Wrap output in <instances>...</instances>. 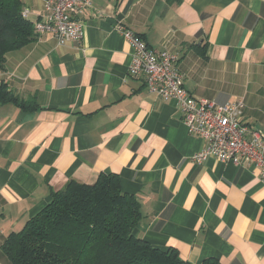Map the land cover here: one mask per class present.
Returning a JSON list of instances; mask_svg holds the SVG:
<instances>
[{
    "label": "crops",
    "instance_id": "0c3cea01",
    "mask_svg": "<svg viewBox=\"0 0 264 264\" xmlns=\"http://www.w3.org/2000/svg\"><path fill=\"white\" fill-rule=\"evenodd\" d=\"M39 19L44 0H23ZM81 40L39 33L6 54L0 81L35 107L0 102V264L8 235L74 179L121 177L138 197L135 234L195 264H264V180L254 166L198 161L173 99L128 72L133 48L118 26L178 56L198 98H242L243 122L264 135V0H94Z\"/></svg>",
    "mask_w": 264,
    "mask_h": 264
},
{
    "label": "trees",
    "instance_id": "16d2710c",
    "mask_svg": "<svg viewBox=\"0 0 264 264\" xmlns=\"http://www.w3.org/2000/svg\"><path fill=\"white\" fill-rule=\"evenodd\" d=\"M24 9L23 0H0V69L8 52L38 36L33 21L23 16ZM0 102L35 107L2 81ZM142 219L141 202L122 189L120 175L102 172L95 183L72 179L54 191L2 247L12 264H195L174 247H155L137 236ZM203 264L217 261L206 259Z\"/></svg>",
    "mask_w": 264,
    "mask_h": 264
},
{
    "label": "built area",
    "instance_id": "2783aa9c",
    "mask_svg": "<svg viewBox=\"0 0 264 264\" xmlns=\"http://www.w3.org/2000/svg\"><path fill=\"white\" fill-rule=\"evenodd\" d=\"M93 8L94 0H44L43 13L33 26L38 34H53L59 43L79 41L85 26L81 15ZM22 14L28 18L29 9L25 8ZM118 27L133 48L130 76H141L148 91L160 98L175 100L189 132L206 141V147L194 157L203 161L212 156L222 162L254 166L264 180V135L243 122L244 100L218 103L196 97L184 85L176 54L151 47L140 34Z\"/></svg>",
    "mask_w": 264,
    "mask_h": 264
}]
</instances>
